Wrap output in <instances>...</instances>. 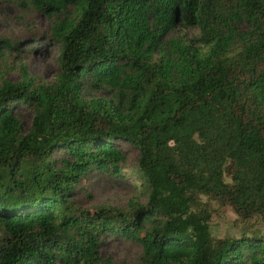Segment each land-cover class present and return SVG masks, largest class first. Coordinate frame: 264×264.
Returning a JSON list of instances; mask_svg holds the SVG:
<instances>
[{"label": "trees", "instance_id": "obj_1", "mask_svg": "<svg viewBox=\"0 0 264 264\" xmlns=\"http://www.w3.org/2000/svg\"><path fill=\"white\" fill-rule=\"evenodd\" d=\"M33 2L58 18L59 75L35 85L21 66L0 84V264H99L108 237L141 246V264H264V234L209 227L211 200L264 218V0ZM182 25L192 42L168 37ZM122 142L146 202L76 205L87 174L124 175Z\"/></svg>", "mask_w": 264, "mask_h": 264}, {"label": "rangeland", "instance_id": "obj_2", "mask_svg": "<svg viewBox=\"0 0 264 264\" xmlns=\"http://www.w3.org/2000/svg\"><path fill=\"white\" fill-rule=\"evenodd\" d=\"M67 12H75L68 7ZM57 17L38 10L33 0H0V84L3 81H22L21 66H25L35 85L50 84L59 75V44L53 40L51 27ZM199 30L192 26H177L168 37H178L192 42ZM85 97H107L113 95L108 87L96 89L87 86ZM13 113L25 133L32 121L33 110L24 103L13 107ZM125 157L124 175L110 178L105 174L89 173L76 186L74 201L81 208H113L129 212L136 204L147 200L146 189L135 175L138 151L129 143L122 142ZM57 158L61 153H56ZM228 179V178H226ZM206 201L204 196H201ZM210 232L216 238L238 237L241 234H264V218L256 216L243 220L228 206L209 202ZM142 248L128 239L106 238L99 248V264H141Z\"/></svg>", "mask_w": 264, "mask_h": 264}]
</instances>
